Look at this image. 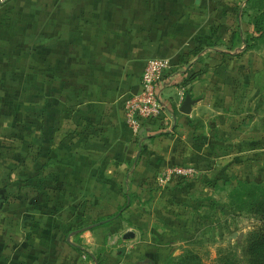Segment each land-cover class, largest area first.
Masks as SVG:
<instances>
[{
    "label": "crops",
    "instance_id": "0c3cea01",
    "mask_svg": "<svg viewBox=\"0 0 264 264\" xmlns=\"http://www.w3.org/2000/svg\"><path fill=\"white\" fill-rule=\"evenodd\" d=\"M3 1L0 264H167L192 232L177 231L199 206L178 205L188 191L224 166L227 181L264 177L247 0ZM151 58L173 69L134 135L123 103ZM167 168L195 174L160 185Z\"/></svg>",
    "mask_w": 264,
    "mask_h": 264
},
{
    "label": "rangeland",
    "instance_id": "374dc122",
    "mask_svg": "<svg viewBox=\"0 0 264 264\" xmlns=\"http://www.w3.org/2000/svg\"><path fill=\"white\" fill-rule=\"evenodd\" d=\"M247 9L246 7L245 10ZM257 46L260 49L259 52L261 56L252 53V55H250V60L253 57L256 62L259 61V63H262V58L264 59V41ZM258 84L263 93L260 97L255 94V97L252 99L257 103L256 108L252 111L254 115L258 112L257 110H259L260 114H264V109H262L264 108V71L263 77ZM254 88L258 90L257 87ZM258 106H260V109H258ZM227 169H230L228 172L233 174L230 167H222L224 173L222 179L215 183L214 187H212L213 189H209V180L202 179L206 184L205 186L203 185L200 192L193 193L188 191L185 199L178 204L199 205L194 207L195 214L192 224L189 223L190 226L182 227L183 225L179 223L177 231L178 235H181L185 229L189 232L192 231L189 237H182L183 241H179L178 247L180 250H183L182 254L185 251L191 250L200 258L202 264H216L220 254L231 251L237 242L240 244L244 243L255 222L253 215L240 212L235 206L229 204L232 189L236 187L237 181L239 180L227 181ZM240 181L247 180L241 178ZM256 181H261L264 184V177L256 179ZM180 198L183 199L182 196H180ZM189 215H192L191 212L188 214V211H186L185 219L187 217V222H189ZM240 233L241 236H239ZM234 234L236 236H234ZM238 251H241L240 248H238ZM171 260H175V258Z\"/></svg>",
    "mask_w": 264,
    "mask_h": 264
},
{
    "label": "trees",
    "instance_id": "16d2710c",
    "mask_svg": "<svg viewBox=\"0 0 264 264\" xmlns=\"http://www.w3.org/2000/svg\"><path fill=\"white\" fill-rule=\"evenodd\" d=\"M247 8L246 11L250 12L249 23L256 36L246 37V48H258L257 45L264 41V0H247ZM230 195L229 204L240 212L253 215L255 222L244 243L237 242L231 251L220 254L216 264H264V184L261 181L239 180ZM167 264L202 263L189 250L175 260L169 259Z\"/></svg>",
    "mask_w": 264,
    "mask_h": 264
},
{
    "label": "built area",
    "instance_id": "2783aa9c",
    "mask_svg": "<svg viewBox=\"0 0 264 264\" xmlns=\"http://www.w3.org/2000/svg\"><path fill=\"white\" fill-rule=\"evenodd\" d=\"M0 0V6L3 3ZM173 69L172 62L167 58H151L146 61L139 80V88L128 95L123 103V122L134 135H139L144 125L161 116L164 105L157 94L156 84ZM173 174L192 176L195 169L167 168L157 177L161 185ZM85 257V255H83Z\"/></svg>",
    "mask_w": 264,
    "mask_h": 264
},
{
    "label": "water",
    "instance_id": "95a60500",
    "mask_svg": "<svg viewBox=\"0 0 264 264\" xmlns=\"http://www.w3.org/2000/svg\"><path fill=\"white\" fill-rule=\"evenodd\" d=\"M124 236L125 237H127V236H133V233L126 232ZM234 236H236V235L234 234ZM239 236H241V233L239 234Z\"/></svg>",
    "mask_w": 264,
    "mask_h": 264
}]
</instances>
